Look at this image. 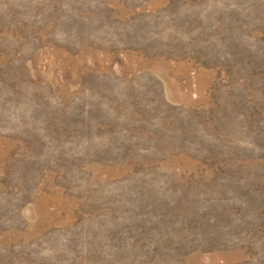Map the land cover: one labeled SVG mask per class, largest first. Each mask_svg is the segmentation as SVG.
<instances>
[{
    "label": "rangeland",
    "instance_id": "rangeland-1",
    "mask_svg": "<svg viewBox=\"0 0 264 264\" xmlns=\"http://www.w3.org/2000/svg\"><path fill=\"white\" fill-rule=\"evenodd\" d=\"M0 264H264V0H0Z\"/></svg>",
    "mask_w": 264,
    "mask_h": 264
}]
</instances>
